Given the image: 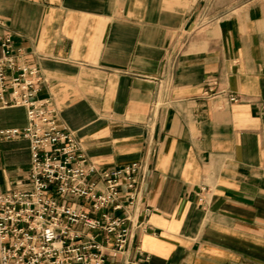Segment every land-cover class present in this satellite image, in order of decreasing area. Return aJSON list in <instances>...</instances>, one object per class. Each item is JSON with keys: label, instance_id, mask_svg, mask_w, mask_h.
<instances>
[{"label": "crops", "instance_id": "crops-1", "mask_svg": "<svg viewBox=\"0 0 264 264\" xmlns=\"http://www.w3.org/2000/svg\"><path fill=\"white\" fill-rule=\"evenodd\" d=\"M5 37L92 162L146 161V231L109 264H264V0H0ZM4 97L0 128H25ZM31 162L0 141V190Z\"/></svg>", "mask_w": 264, "mask_h": 264}, {"label": "built area", "instance_id": "built-area-1", "mask_svg": "<svg viewBox=\"0 0 264 264\" xmlns=\"http://www.w3.org/2000/svg\"><path fill=\"white\" fill-rule=\"evenodd\" d=\"M38 72L22 62L21 50L5 37L0 99L8 104L4 95L10 86L15 104L28 109V124L0 128V141L30 140L32 162L26 188L0 190V264H109L106 244L113 242L117 256L146 231L151 211L141 203L146 161L99 168L59 123L51 101L32 99L39 91Z\"/></svg>", "mask_w": 264, "mask_h": 264}]
</instances>
